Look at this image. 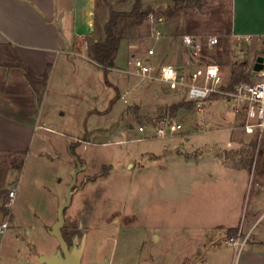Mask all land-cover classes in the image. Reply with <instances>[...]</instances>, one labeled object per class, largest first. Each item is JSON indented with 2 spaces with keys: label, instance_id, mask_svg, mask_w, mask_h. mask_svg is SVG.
<instances>
[{
  "label": "rangeland",
  "instance_id": "obj_1",
  "mask_svg": "<svg viewBox=\"0 0 264 264\" xmlns=\"http://www.w3.org/2000/svg\"><path fill=\"white\" fill-rule=\"evenodd\" d=\"M140 1L144 9L151 8L154 12L156 21L153 26L160 30L163 37H169L171 42L177 43L178 35L192 34L202 44L201 55L197 58L190 57L191 68L206 63L217 64L222 77L219 86L222 91L228 92L233 89L235 84L230 86V82L236 75L241 77L239 82L256 81L253 61L257 56L264 55V37L257 39L252 36L250 44H238L233 38L231 23L248 30L263 28V0H203L199 6L184 4L172 17L163 13L174 7L173 0ZM133 4L134 0H96L97 25L102 29L111 10L129 13ZM150 27L151 24L147 20L140 26H134L131 21H124L117 31L122 38L120 44L126 47L136 46L137 53L152 48L156 56V51L159 49L161 51L162 43L152 38ZM209 37L218 40L211 49L205 47ZM173 56V53L168 51L160 52L157 61L172 63ZM118 66H124L123 59L119 61ZM97 74L98 78L91 82V85L88 83V88L84 87V84L83 88H76L78 85L73 81L65 84L67 87L65 90L59 83L53 85L51 89L53 92L56 91L57 99L51 106L49 104L47 109L62 107L66 114L62 121L54 122V118H50L45 124L65 136L86 139V133L92 130L90 128L97 127L99 122L102 123V120H99L101 118L94 114V109L109 112L111 108L123 105L122 101L117 99L115 87L123 81L124 76L121 77L122 80H114V73L109 76L108 73L105 75L103 70H99ZM128 79L129 98L131 101L136 98V102L128 105L126 111L129 113L125 114V117L132 118L135 128L137 124L150 125L154 129L164 117L173 118L182 125V130L177 132L180 138L162 140L157 136L151 143L172 142L179 144L182 151L208 146L217 154L234 157V161L240 159L239 157L248 160L251 173H255L259 168V156L264 151V143L257 145L251 140L252 136L243 133L242 117L234 111L237 107L235 100H229L225 94H216L208 99L213 101L212 103L210 101L205 105H202L203 102L198 103L202 105V111L198 110L195 102H191L190 109H180L172 113L171 107L176 103H189L183 102L188 99V88L180 87L172 91L168 85L159 81L141 79L137 76H129ZM173 101L176 102L167 104ZM43 133L50 140V144L54 145L52 151L45 150L53 161L41 160L32 150L21 156L19 161L15 159V162L23 166L20 182L22 191L27 195L33 189L35 194L41 191L47 176L50 178L47 187L51 191L54 190L55 222L57 208L64 203L65 191L72 180V171L65 170L60 161L65 155L66 145L71 140L64 135ZM137 134V131H133L131 136L135 137ZM227 143L231 146H226ZM147 144L134 142L121 146L96 147L75 143L71 148H74V151L78 150L81 155L77 156L79 162L88 164L87 170L80 169L76 175L74 188L77 191L65 211V224L62 228L69 248L79 247L81 244L84 246L79 264H187L188 259L182 256L192 248L191 239L194 238V233L183 230L182 226L187 221L196 219V212L200 203L204 201L202 198L206 195L208 197L210 191L206 193L201 191L202 187L195 186L190 195L181 196L178 184L172 183L167 187L161 176L137 173L135 167L133 169L131 167L134 162H130L127 157L135 155L138 151L143 152ZM159 150L163 156L168 153L167 146ZM113 156L117 158L112 167L110 164ZM95 159L101 160V164L105 165L99 167V161L95 163L93 161ZM123 159L126 161L122 164ZM141 160L142 158H139V161ZM150 162L146 163L147 166H150ZM72 169H75V165ZM9 181L10 183L5 185L6 190L15 185L12 184V180L7 182ZM14 203L12 208L1 210L0 220H5L7 216L10 220L9 211L17 219L31 220L26 209L29 204L22 201L20 194ZM37 213L41 221V209L37 210ZM18 228L21 230L19 234L21 241L15 243L13 237L0 241V264H27L23 262L22 256L28 255L30 245L26 240L23 242L22 238L26 237L25 233L30 230V226L22 224ZM7 234L17 235V229L10 224ZM33 236L34 234L30 237L33 245L38 246L37 244L41 243L42 246H47V243L42 241L43 238ZM57 250L59 244L54 238V253ZM31 262L35 263L32 259Z\"/></svg>",
  "mask_w": 264,
  "mask_h": 264
},
{
  "label": "crops",
  "instance_id": "obj_2",
  "mask_svg": "<svg viewBox=\"0 0 264 264\" xmlns=\"http://www.w3.org/2000/svg\"><path fill=\"white\" fill-rule=\"evenodd\" d=\"M96 8V0H0V212L8 192L14 191L13 204L20 194L22 201L29 204L26 209L31 217V220L17 219L9 211V227L10 224L15 227L17 235H8V227L0 234V241L12 237L15 243L21 241V230L18 227L22 224L30 226V230L25 233L26 237L22 238L23 242L26 240L30 245L28 255L22 256L23 262L27 264H40L37 261L38 256L54 254V237L49 233L54 225V190L47 187L50 184L47 176L41 191L35 194L33 189L27 195L22 191L20 182L23 166L16 164L15 159L19 161L21 156L34 150L41 160L53 161L45 150L52 151L54 145L50 144L43 132L61 136L64 134L47 126L45 121L50 118H54V122L62 121L66 110H62V107L47 109L57 99L52 86L59 83L65 90V84L73 81L78 85L76 88H83V84L88 88V83L91 85L98 78L97 72L102 68L88 56V44L94 37ZM231 28L233 35H251L257 39L264 37V24L263 28L256 30L238 27L233 23ZM181 36L183 35H178L177 43L171 42L169 37L156 39L162 43L161 51L157 50L156 54L166 51L173 53L172 63L168 64L187 70L191 68L192 59L182 45ZM148 49L133 54L153 66L163 63L157 61V55L148 56ZM131 53L128 46L120 44L114 68L107 72L109 76L114 73V80L123 79L115 87L117 99L123 105L111 108L109 112L94 109V114L101 118L99 120L102 123L91 127L92 130L86 133V139L64 135L71 142L66 145L65 155L60 160L61 165L67 171L76 169L72 167L81 155L78 150L71 149L75 143L98 147L147 142L143 152L138 151L127 157L130 162H134L131 167H135L137 173L161 176L167 187L172 183L178 184L181 196L190 195L195 186L202 187L201 191L206 193L210 191L208 197L203 196L204 201L200 203L196 219L187 221L182 226L183 230L194 233V238L191 239L192 248L182 256L188 259L187 264H264V151L259 156V168L251 173L248 160L239 157L240 159L234 161V157L217 154L208 146L182 151L179 144L172 142L151 143L157 137L155 129L150 125L137 124L135 128L132 118L125 117L129 113L126 111L128 105L136 102V98L132 101L129 98L128 78L134 75L124 72ZM122 59L124 66L120 67L118 63ZM24 67L30 69L37 78L47 75L46 87L40 99L27 81ZM186 101L191 102L189 99L183 100ZM209 101L213 102L207 99L202 105ZM174 102L176 101L167 104ZM202 105L199 104L200 110L197 107L199 111H202ZM140 126L143 127L141 132L138 130ZM133 131L138 132L137 136H131ZM177 138L180 135L176 133L159 139ZM251 140L255 142L254 137ZM263 143L264 140L261 144ZM164 146L168 147L165 156L159 150ZM71 150L75 156L71 154ZM116 158H111L112 167ZM139 158L142 160L139 161ZM146 160L151 161L150 166H147ZM93 161L96 163L99 160ZM125 161L123 159L122 164ZM98 163L99 167L105 165L101 164V160ZM81 164V170H87L88 164ZM8 180H12L15 187L6 190L5 185L10 183ZM40 209L41 221L37 217L39 212L36 214ZM3 221L0 220V224ZM238 233L244 245L236 253L235 247L226 243V239ZM32 234L35 238H43L42 241L47 246L44 247L41 243L38 246L33 245L30 238ZM62 235L64 237L63 233Z\"/></svg>",
  "mask_w": 264,
  "mask_h": 264
},
{
  "label": "built area",
  "instance_id": "obj_3",
  "mask_svg": "<svg viewBox=\"0 0 264 264\" xmlns=\"http://www.w3.org/2000/svg\"><path fill=\"white\" fill-rule=\"evenodd\" d=\"M147 21L151 24L150 31L152 38L159 39L163 37L160 30L156 26H153L156 21L153 14L148 15ZM233 38L238 44H250L253 40L251 35H233ZM181 41L183 47L189 52L191 57L197 58L201 55L203 46L196 38L190 35H183L181 36ZM217 42V38L209 37L205 43V47L211 49ZM129 49L132 50V53L129 55L126 69L124 70L127 75L159 81L168 85L172 91L180 87L188 88L189 101L197 104L206 101L212 95L225 94L229 97V100H235L237 103L234 111L242 117L241 128L243 133L254 137L257 145H260L264 140V55L257 56L262 57V62L260 63V70L255 71L253 69V72L257 76L256 81L238 82L233 86L231 91L224 92L219 87L222 83V77L219 67L215 63H206L187 70L177 68L168 63L165 64L164 62L153 66L133 54L137 49L136 46L131 45ZM146 54L152 56L154 51L148 49ZM256 58H254L253 67L256 63ZM198 108L199 110L201 109L199 104ZM154 129L156 136L165 137L181 131L182 125L177 123L173 118L164 117L154 126ZM138 130L140 132L143 131V127L140 126ZM227 146L230 147L231 144L228 143ZM14 197V191L8 192L6 200L3 203V208H11ZM8 227L9 216L0 224V234L7 230ZM226 243L233 245L236 253L240 252L244 245V241L241 240L239 233L227 238Z\"/></svg>",
  "mask_w": 264,
  "mask_h": 264
},
{
  "label": "trees",
  "instance_id": "obj_4",
  "mask_svg": "<svg viewBox=\"0 0 264 264\" xmlns=\"http://www.w3.org/2000/svg\"><path fill=\"white\" fill-rule=\"evenodd\" d=\"M203 0H173L174 7L169 9V11L164 12L168 17L174 16L178 13L184 4L191 6L201 5ZM149 14H154L151 8H143L140 0H134V4L129 13L110 11L109 17L102 29L97 25V20L95 18V29L94 37L89 42L88 45V56L89 58L99 65L105 74L114 68L115 59L119 49L120 42L122 40L121 36L118 34V27L124 21H131L134 26H140ZM25 69V76L29 84L32 86L36 92L38 99H40L46 87L47 75L45 74L41 78H37L27 67ZM241 80V77L237 75L231 79L230 86L236 84ZM230 88V87H229ZM232 89V88H231ZM230 89V90H231ZM192 107L191 102L189 103H179L171 107L172 113H176L180 109H190ZM73 156H75L74 151H70ZM4 211V208H1ZM5 213V212H4Z\"/></svg>",
  "mask_w": 264,
  "mask_h": 264
},
{
  "label": "water",
  "instance_id": "obj_5",
  "mask_svg": "<svg viewBox=\"0 0 264 264\" xmlns=\"http://www.w3.org/2000/svg\"><path fill=\"white\" fill-rule=\"evenodd\" d=\"M262 62V57L256 58V63L253 67L255 71H258L261 69L260 63ZM78 165V164H77ZM80 171V169H75L71 173V182L69 186L67 187L64 195V203L58 206L57 212H56V221L54 222V225L52 226L50 230V235L55 238V240L59 244V250H57L54 254L50 256H38L37 261L40 264H79L80 258L83 253V244H81L79 247L73 246L69 248L67 241L64 239L62 235V228L65 224V211L68 209V207L71 204L72 196L77 191L76 188H74L76 184V175Z\"/></svg>",
  "mask_w": 264,
  "mask_h": 264
},
{
  "label": "flooded vegetation",
  "instance_id": "obj_6",
  "mask_svg": "<svg viewBox=\"0 0 264 264\" xmlns=\"http://www.w3.org/2000/svg\"><path fill=\"white\" fill-rule=\"evenodd\" d=\"M78 164V165H77ZM81 162H79V160H78V158H77V161H76V163H75V168L77 169H81Z\"/></svg>",
  "mask_w": 264,
  "mask_h": 264
}]
</instances>
